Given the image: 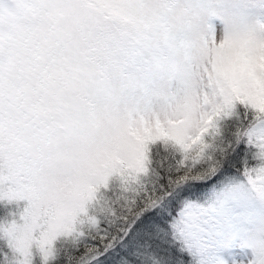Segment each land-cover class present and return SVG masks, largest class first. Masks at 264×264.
<instances>
[{"label":"rangeland","instance_id":"obj_1","mask_svg":"<svg viewBox=\"0 0 264 264\" xmlns=\"http://www.w3.org/2000/svg\"><path fill=\"white\" fill-rule=\"evenodd\" d=\"M15 2L6 7L4 0L0 10L19 31L31 21L20 0ZM126 3L133 6L128 15L98 26L103 46L117 54L116 64L108 88L89 89L81 98L85 119L68 128L56 110L59 101L46 98L50 111L0 135V239L10 250L6 264L45 260L58 238L91 219L101 187L134 163H147L148 144L158 129L196 122L198 116L205 124L222 117L239 122L241 105L247 119L252 112L264 123V0ZM143 5L158 14H146ZM247 135L264 141V127ZM247 205L245 259L260 264L264 194L255 185ZM218 251L201 245L198 264H214Z\"/></svg>","mask_w":264,"mask_h":264},{"label":"snow or ice","instance_id":"obj_2","mask_svg":"<svg viewBox=\"0 0 264 264\" xmlns=\"http://www.w3.org/2000/svg\"><path fill=\"white\" fill-rule=\"evenodd\" d=\"M20 3L31 21L22 30L13 31L0 10V135L50 111L46 98L59 101L56 110L71 129L85 119L83 95L108 88L116 64L98 26L133 6L126 0ZM142 9L158 14L150 5ZM173 125L156 131L146 164L134 163L96 193L71 264H198L203 244L219 250L214 264H247L246 208L253 185L264 194V141L242 133L264 123L249 112L239 122L222 117L205 124L198 116ZM161 153L167 169L156 167Z\"/></svg>","mask_w":264,"mask_h":264},{"label":"trees","instance_id":"obj_3","mask_svg":"<svg viewBox=\"0 0 264 264\" xmlns=\"http://www.w3.org/2000/svg\"><path fill=\"white\" fill-rule=\"evenodd\" d=\"M3 1L4 0H2V2ZM15 1L16 0H12L14 4H16ZM240 113H242L241 117L244 120H247L246 110L242 105L240 106ZM249 131L250 130L245 129L242 134L247 135ZM156 161L157 168L163 167L167 169L169 166L167 158L162 153L157 156ZM86 221L77 222L75 225L76 231H73V233H71L68 237L58 238L54 242L52 253L45 260H39L37 264H65L66 260L69 261V264H71V249L73 248L75 242L79 239V232H81V229L84 227ZM8 253H10V250L8 249L7 244L0 239V264H6L4 256ZM113 255H118V253H113ZM109 259H112V257H109Z\"/></svg>","mask_w":264,"mask_h":264},{"label":"clouds","instance_id":"obj_4","mask_svg":"<svg viewBox=\"0 0 264 264\" xmlns=\"http://www.w3.org/2000/svg\"><path fill=\"white\" fill-rule=\"evenodd\" d=\"M5 6L6 7H8V6L14 7V4H13L12 0H6ZM5 19L7 21V13H5Z\"/></svg>","mask_w":264,"mask_h":264}]
</instances>
